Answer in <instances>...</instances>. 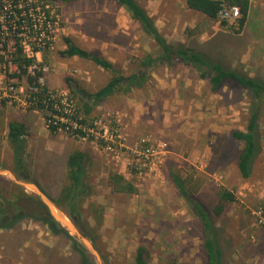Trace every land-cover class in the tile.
<instances>
[{"label":"rangeland","instance_id":"374dc122","mask_svg":"<svg viewBox=\"0 0 264 264\" xmlns=\"http://www.w3.org/2000/svg\"><path fill=\"white\" fill-rule=\"evenodd\" d=\"M250 1V20L240 33H236V23L210 20L189 10L184 0L163 5L155 23L171 45L192 46L231 69L264 80V0ZM51 10L62 20L65 33L46 59L50 66L47 82L54 75L60 82L51 88L72 97L68 79L95 93L110 82L112 74L88 60L63 58L60 52L67 49L66 38L126 72L136 71L147 55L160 52L113 0L51 2ZM150 77L142 89L111 97L92 115L94 119L116 115L129 148L145 141L160 152L153 170L142 178L134 173L128 157L114 160L92 142L81 143L61 134L53 137L46 127L29 133L26 168L15 172L9 127L4 122L14 116L0 115V186L11 191L19 187L51 216L49 206L53 205L75 229L71 231L55 217L73 239L54 235L35 217H26L16 229H0V264H72L74 242L92 264H135L141 247L147 252L148 264H208L200 221L190 200L178 191L172 173L186 181L192 199L211 213L218 206L221 190L235 196L236 201L216 218L222 264H264V96L256 100L246 90L230 88L213 94L208 81L182 64L159 65ZM254 103L260 109L262 153L251 177L244 179L238 167L244 145L233 133L246 131ZM54 144L64 148L58 158L51 153ZM76 150L91 158L84 177L88 194L81 205L87 235L66 207L55 203L69 183L68 156ZM115 174L133 183L137 193L118 192L113 184Z\"/></svg>","mask_w":264,"mask_h":264},{"label":"trees","instance_id":"16d2710c","mask_svg":"<svg viewBox=\"0 0 264 264\" xmlns=\"http://www.w3.org/2000/svg\"><path fill=\"white\" fill-rule=\"evenodd\" d=\"M64 0H51L56 3ZM73 1V0H68ZM119 7L124 8L135 21L142 31L150 37L158 46V55H147L141 60L139 68L134 72H126L118 69L111 61L101 55L84 50L73 43L70 38L65 39L67 49L60 52L63 58H80L93 62L96 66L112 74L110 82L95 93L86 92L78 87L73 80L68 79L67 83L73 99L76 102L77 110L84 123L93 122V113L111 97L124 93L133 92L134 89H142L150 80V75L155 67L164 65L174 67L177 64L194 69L200 79L208 81L210 91L213 94L220 93L224 88L243 89L248 91L256 100L264 96V80L249 77L235 69L225 66L221 61L215 59L207 53L201 52L192 46L185 44L171 45L160 33L154 20L148 11L136 0H113ZM189 10L196 11L205 15L210 20H217L224 7H238L241 17L238 20L239 30L242 32L250 20L252 3L250 0H185ZM226 24V23H224ZM30 61H25L28 66ZM23 74L26 69L20 67ZM260 109L254 103L249 124L246 131H235L233 138L244 147L239 156V171L244 179H249L252 175L254 164L262 153L261 133L259 129ZM52 133H57L56 129H51ZM28 131L25 126L18 122L9 124L8 140L13 155L15 172L23 171L26 168ZM91 158L81 150L69 153L67 166L69 183L65 185L59 198L55 203L60 207H66L71 218L82 219L81 205L84 203L88 194L84 177ZM178 191L190 200L198 220L200 221L203 235L204 248L208 264H222V250L219 246L220 231L216 224V218L220 217L225 211L227 204L236 201L235 196L228 190L223 189L219 193L218 206L211 213L199 200H193L191 193L186 186V181L178 174L171 175ZM113 184L118 192L136 194L137 188L130 183L124 176L113 175ZM19 187L9 190L0 186V229L13 230L26 218L16 202L21 197H25ZM40 222L48 226L54 235H63L73 239L69 232L62 228L54 218L43 211L35 217ZM96 238L92 237V241ZM75 255L72 264H92L86 253L73 243ZM95 246H97L95 244ZM135 264H148L147 252L144 248H139Z\"/></svg>","mask_w":264,"mask_h":264},{"label":"built area","instance_id":"2783aa9c","mask_svg":"<svg viewBox=\"0 0 264 264\" xmlns=\"http://www.w3.org/2000/svg\"><path fill=\"white\" fill-rule=\"evenodd\" d=\"M240 17L238 7H224L218 19L238 24ZM64 33L62 20L51 10V0H0V109L34 112L50 131L54 128L75 141L92 142L114 160L128 157L132 170L142 178L159 161V151L145 141L129 148L114 114L84 123L70 93L49 86L46 59ZM25 61L30 64L26 66Z\"/></svg>","mask_w":264,"mask_h":264},{"label":"crops","instance_id":"0c3cea01","mask_svg":"<svg viewBox=\"0 0 264 264\" xmlns=\"http://www.w3.org/2000/svg\"><path fill=\"white\" fill-rule=\"evenodd\" d=\"M136 1H138L141 5L143 3V0H136ZM167 2L176 3L177 0H144V3L146 4L145 9H147L150 17L154 20V22H155L156 16L163 10V5H165ZM184 2H185V6L187 7L185 0H184ZM185 6L183 5V7H185ZM155 25L157 27L156 23H155ZM54 79H55V81H54ZM59 82L60 81H58V79L56 77H54V75L49 77V85L51 87L55 88V87L59 86V84H58ZM6 113L7 114H13L14 118L12 120L6 118L4 120L5 127H9V124L11 122H18L27 128L28 136H29V133H33L34 130L41 129L42 127H45L43 121L41 120V117L34 112L16 113L11 108L0 109V115H5ZM1 119L2 118L0 116V121H1ZM49 135L54 137V135L57 136L60 134L59 133H52L51 131H49ZM28 136H27V138H28ZM51 150H52L51 153L57 154V155H53V154L52 155L57 157V156H60L62 154V151L64 150V148L62 149L61 144H54V146L51 147Z\"/></svg>","mask_w":264,"mask_h":264},{"label":"water","instance_id":"95a60500","mask_svg":"<svg viewBox=\"0 0 264 264\" xmlns=\"http://www.w3.org/2000/svg\"><path fill=\"white\" fill-rule=\"evenodd\" d=\"M16 205L19 206V207H21V208H23L24 210H26L27 213H39L42 210V207L41 206H37V207H34V208H30L29 207V201L27 199H22L21 201L17 202ZM49 208H51V207L49 206ZM52 217L54 218L55 216L52 214ZM72 219H73V222L75 223V225L78 226V228L83 232V234L84 235H87V232L85 231V229H84V227L82 225L81 220H79L78 218H72ZM85 243L91 249V251L96 254V251L93 249V247L90 244H88V242L85 241Z\"/></svg>","mask_w":264,"mask_h":264},{"label":"flooded vegetation","instance_id":"af4514ba","mask_svg":"<svg viewBox=\"0 0 264 264\" xmlns=\"http://www.w3.org/2000/svg\"><path fill=\"white\" fill-rule=\"evenodd\" d=\"M22 199H27L29 201V207L30 208H34L37 206L42 207V210L39 213H27L26 210H24L23 208L16 205L18 207V209L20 210V212L23 215H25L26 217H36V216L40 215L43 211H45V208L41 205V203L35 201L32 197H29V196L21 197L20 199H18L17 202L21 201Z\"/></svg>","mask_w":264,"mask_h":264},{"label":"bare ground","instance_id":"6f19581e","mask_svg":"<svg viewBox=\"0 0 264 264\" xmlns=\"http://www.w3.org/2000/svg\"><path fill=\"white\" fill-rule=\"evenodd\" d=\"M50 207H51L53 215H55V217L65 226H68L70 229L72 228L73 230L71 229V231L75 232L74 227L71 225L68 219L59 210H57L53 205H50Z\"/></svg>","mask_w":264,"mask_h":264}]
</instances>
